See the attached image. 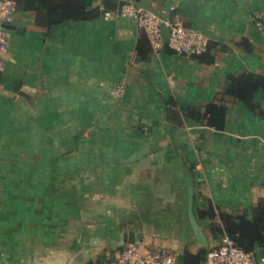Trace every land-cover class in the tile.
Masks as SVG:
<instances>
[{
	"label": "crops",
	"instance_id": "1",
	"mask_svg": "<svg viewBox=\"0 0 264 264\" xmlns=\"http://www.w3.org/2000/svg\"><path fill=\"white\" fill-rule=\"evenodd\" d=\"M107 1L86 0L88 10L100 13L91 21L50 29L37 26L33 13L13 17L11 24L22 32L8 35L0 55V264H87L115 252L130 235L148 246L141 235L148 219L138 208L148 205V190L160 189L157 241L174 256L197 249L183 225L189 187L195 217L208 206L250 212L264 200V90L252 96L261 115L225 99L220 133L185 119L180 128L168 124L163 104L172 98L182 107H204L230 78L264 79V0ZM126 3L200 33L213 47L214 62L176 55L165 42L157 52L147 38L139 43L143 32L134 20L114 16ZM105 12L114 17L104 20ZM117 87L123 88L121 98L111 95ZM86 110L96 114L86 116ZM125 110L127 117H117ZM84 118L86 126L115 127L105 135L110 143L122 141L121 127H135L136 142L154 146L147 155L155 156L160 146V168L141 165L145 153L122 152L110 143L92 150V157L106 158L97 165L54 167L52 153L36 163L33 146L21 163L20 126L36 143L44 139L38 127L50 133L54 120L79 126ZM185 160L194 165L193 177ZM70 172L76 174L72 189ZM209 225L200 220L207 242Z\"/></svg>",
	"mask_w": 264,
	"mask_h": 264
},
{
	"label": "trees",
	"instance_id": "2",
	"mask_svg": "<svg viewBox=\"0 0 264 264\" xmlns=\"http://www.w3.org/2000/svg\"><path fill=\"white\" fill-rule=\"evenodd\" d=\"M14 3V15L33 13L37 26L50 29L53 26L68 21H91L100 13L98 10H88L86 0H9ZM108 1L104 0V5ZM121 7V6H120ZM119 7V8H120ZM118 8V9H119ZM107 10V8H104ZM116 10V12L118 11ZM190 28V27H188ZM143 32V31H142ZM141 40L146 39L143 33ZM139 45V44H138ZM213 47L208 44L205 53L192 56L201 64H212L214 56H211ZM253 79L230 78L227 86L215 96L213 100L204 107H182L172 98L163 102L165 108V121L175 127H182L183 119L204 126L213 132L223 131L226 123L225 99L232 98L243 103L253 114L261 115L252 102L254 92L259 89L264 90V79L252 77ZM2 74L0 72V84ZM191 177L194 176V165L187 160L184 162ZM195 216V215H194ZM198 225L200 220L207 219L215 221L216 226L209 225V246L208 249L198 248L194 252L185 251L175 257L176 264H205L206 256L211 248L216 247L223 237L230 239L234 246L246 253H258L264 249V200H259L252 207L250 212L239 211L229 214L220 208L208 206L201 211H197L195 217ZM212 224V223H211ZM135 239L130 235L125 240V244L115 252L102 253L89 261L87 264H114V255L125 249L128 245L134 244Z\"/></svg>",
	"mask_w": 264,
	"mask_h": 264
},
{
	"label": "rangeland",
	"instance_id": "3",
	"mask_svg": "<svg viewBox=\"0 0 264 264\" xmlns=\"http://www.w3.org/2000/svg\"><path fill=\"white\" fill-rule=\"evenodd\" d=\"M85 112H86V116L93 115V113L96 114L95 111L86 110ZM83 114H84V111H83ZM127 114L128 112L125 110V111L118 112L117 113L118 116L117 115L116 116L119 118H124L128 116ZM98 116H101V115H98ZM81 122L82 124H80L79 126L73 125L71 121H70L71 124L69 126H65V125L60 126L58 124L59 121L54 120V125L51 126L49 129L50 133H47L44 127H42L41 129L40 127H38L37 135L43 136L44 139L42 141L38 140L36 141V143L34 141H31L28 127L20 126L19 131L17 132V135H19V137L21 138L20 144L23 147L21 149L22 156L19 158L21 163L22 164L25 163L24 162L25 159L28 161L27 155L25 153V151H27V149L29 148L28 146L30 147L33 146V148L36 147V154H37V156L35 157V160L37 161L36 163L42 162V164H44L46 153L47 155L48 153H52L51 160L53 162L54 167L59 166V165L71 166V167L76 166V165L92 166L93 164L97 165L98 162H101V163L104 162L106 158L103 157V154L100 157H98V155L96 156L94 155L95 157H92L91 152L92 150H102L104 148L109 147L110 142H106L108 137H106L105 135L109 134L108 131L114 132L115 127H113V129L111 128V130H108V128L111 126H106L105 122L104 124H99L97 126L96 125L86 126L85 124H83L84 122H86L85 118L82 119ZM130 128L131 126L124 127V128L121 127V129L119 130H121L120 137L122 141H118L116 143H110V145L111 146L117 145V148L119 150H122V152H124L125 150L136 149V153H139V152L141 154L145 153L143 155L144 157L141 158V165H147L149 166L148 168H156V167L160 168V146L157 147L158 148L157 154L155 156L148 154L149 155V158H148V155L146 153L150 149H153L154 146L149 141H143L142 143L140 141L136 142L135 140L136 138L134 137L135 135L134 130L136 128L132 127L133 130H131ZM114 133L113 135H115ZM93 137L95 138L93 139ZM130 137H132L133 139L132 143L129 140H127V142L124 141L125 138L130 139ZM140 140H142V138H140ZM6 144H9V143H6ZM13 148L15 147H12V149ZM78 151L79 153L77 155ZM33 160L34 158H31L30 163ZM67 176L69 177L68 188L72 189L71 186L76 187L75 184H73V182H75L76 174H73L70 172ZM159 179H160V174H159ZM70 191L71 190H69V192ZM73 191H76V189H73ZM144 192L147 193L146 195H150V197H146V202L148 205L140 206L138 208L140 209V213L143 214V216L146 215L148 219V228L144 229L141 235L144 236L146 234L145 238L147 242L150 243V244H147L148 246H144L145 249L153 250L154 247L160 248V241H157V240H160V189L148 190ZM153 198L156 200H153ZM74 202L76 203L75 200L69 201V204L70 203L72 204ZM152 202H155L156 204L151 205ZM146 210L147 212H145ZM211 223H212L211 224L212 226H216V224H214L215 221H211ZM183 225L185 226L187 230H189V226L186 220L185 222H183ZM190 237L191 236L189 234V240H191ZM191 241H192L190 243L191 245H194V244L196 245L194 240H191ZM134 244H138L136 240ZM186 247H187L186 249L188 250L189 246L187 245ZM150 248H153V249H150ZM175 257L177 256L175 255Z\"/></svg>",
	"mask_w": 264,
	"mask_h": 264
},
{
	"label": "built area",
	"instance_id": "4",
	"mask_svg": "<svg viewBox=\"0 0 264 264\" xmlns=\"http://www.w3.org/2000/svg\"><path fill=\"white\" fill-rule=\"evenodd\" d=\"M14 15V3L0 0V55L7 49V38L2 23H10ZM119 18L134 20L145 34L153 52H157L165 42L166 47L174 54L185 58L198 56L206 52L208 40L192 28L174 24L154 16L133 3L122 5L114 15ZM113 15L103 13L104 20H111ZM162 31L166 37L163 38ZM115 98L123 97V88L117 87L111 92ZM114 264H176L174 254L167 249L147 250L140 244L128 245L114 255ZM205 264H264V249L258 253H246L233 245L227 237L211 248Z\"/></svg>",
	"mask_w": 264,
	"mask_h": 264
},
{
	"label": "water",
	"instance_id": "5",
	"mask_svg": "<svg viewBox=\"0 0 264 264\" xmlns=\"http://www.w3.org/2000/svg\"><path fill=\"white\" fill-rule=\"evenodd\" d=\"M14 15L11 16L10 23H2V30L8 35H20L21 29L16 28L11 22L13 21ZM194 199H193V191L192 188L189 187L187 189V205H186V218L188 222V226L191 232V236L195 241L198 248L208 249L207 239L198 225L193 211Z\"/></svg>",
	"mask_w": 264,
	"mask_h": 264
},
{
	"label": "flooded vegetation",
	"instance_id": "6",
	"mask_svg": "<svg viewBox=\"0 0 264 264\" xmlns=\"http://www.w3.org/2000/svg\"><path fill=\"white\" fill-rule=\"evenodd\" d=\"M156 203L154 202V204L153 205H155Z\"/></svg>",
	"mask_w": 264,
	"mask_h": 264
}]
</instances>
